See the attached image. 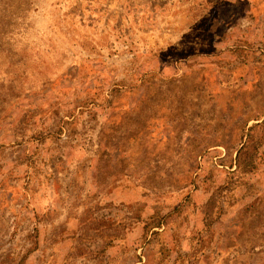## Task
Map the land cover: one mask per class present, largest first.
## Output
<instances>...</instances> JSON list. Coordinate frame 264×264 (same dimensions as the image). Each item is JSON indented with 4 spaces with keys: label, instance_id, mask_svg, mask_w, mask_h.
<instances>
[{
    "label": "rangeland",
    "instance_id": "1",
    "mask_svg": "<svg viewBox=\"0 0 264 264\" xmlns=\"http://www.w3.org/2000/svg\"><path fill=\"white\" fill-rule=\"evenodd\" d=\"M0 264H264V0H0Z\"/></svg>",
    "mask_w": 264,
    "mask_h": 264
},
{
    "label": "trees",
    "instance_id": "2",
    "mask_svg": "<svg viewBox=\"0 0 264 264\" xmlns=\"http://www.w3.org/2000/svg\"><path fill=\"white\" fill-rule=\"evenodd\" d=\"M154 117H156V112H155V114H154Z\"/></svg>",
    "mask_w": 264,
    "mask_h": 264
}]
</instances>
